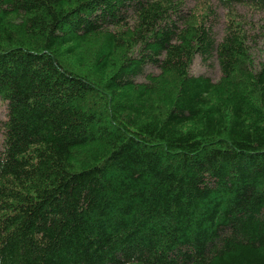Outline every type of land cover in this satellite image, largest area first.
<instances>
[{"label": "trees", "instance_id": "obj_1", "mask_svg": "<svg viewBox=\"0 0 264 264\" xmlns=\"http://www.w3.org/2000/svg\"><path fill=\"white\" fill-rule=\"evenodd\" d=\"M263 20L0 0V264H264Z\"/></svg>", "mask_w": 264, "mask_h": 264}, {"label": "rangeland", "instance_id": "obj_2", "mask_svg": "<svg viewBox=\"0 0 264 264\" xmlns=\"http://www.w3.org/2000/svg\"><path fill=\"white\" fill-rule=\"evenodd\" d=\"M221 16V13H218ZM255 19H258L259 17H257V15H255ZM264 23V20L261 22ZM220 29V25L218 24V28L216 29V33H219ZM259 42V46L262 47V52L259 53V57L260 58H264V38H259L258 39ZM258 57V58H259ZM194 72L195 73H201V74H205L207 76H210L211 78H216L218 75L217 72V66L215 64L214 61H207L205 63L197 60V62L194 65ZM4 114V106L0 105V120L2 119Z\"/></svg>", "mask_w": 264, "mask_h": 264}]
</instances>
